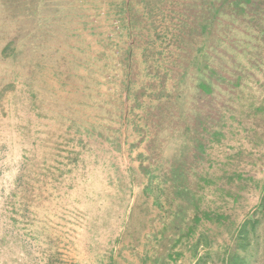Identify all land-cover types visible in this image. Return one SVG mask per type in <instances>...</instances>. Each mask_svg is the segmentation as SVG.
Returning a JSON list of instances; mask_svg holds the SVG:
<instances>
[{"label":"rangeland","instance_id":"rangeland-1","mask_svg":"<svg viewBox=\"0 0 264 264\" xmlns=\"http://www.w3.org/2000/svg\"><path fill=\"white\" fill-rule=\"evenodd\" d=\"M157 1L0 0V264H264V0Z\"/></svg>","mask_w":264,"mask_h":264},{"label":"trees","instance_id":"trees-1","mask_svg":"<svg viewBox=\"0 0 264 264\" xmlns=\"http://www.w3.org/2000/svg\"><path fill=\"white\" fill-rule=\"evenodd\" d=\"M163 0H158V3H162ZM148 8H153L148 5V2H146ZM4 5V4H3ZM200 5V3H199ZM198 2L194 1L193 6L195 7L193 9V14H197V12L200 10L198 9L199 7ZM254 6V0H204L201 4V9L202 7L204 8V14L205 17L200 19L199 21L202 20V23L198 22L199 24H191L189 26L187 24L185 30L180 29L179 33L174 34V41L173 43L182 46L184 42H187L190 37H201L203 39V45H209V41L212 40V36L214 34V28H215V22L220 16H227L232 17L233 21L237 20V17H247L249 14V8ZM190 10V9H189ZM202 10V11H203ZM120 14H129V20L131 21L132 17H134V14H132L131 7L129 4L126 2V0H122V3L119 7ZM190 13H192L190 11ZM128 18L125 16V21L128 23ZM128 25V24H127ZM188 28L190 29L189 32H187ZM182 30V31H181ZM202 51V50H200ZM206 70L209 71V75H217L214 69H210L208 66H206ZM207 75V76H209ZM200 88L204 91L206 94H212L213 90L210 84L207 83H200ZM260 211L262 213V217L264 219V194L262 196V201L260 203ZM257 223V221H256ZM247 225L248 222L245 223L242 227H240L238 231V237H239V248L242 250H246L248 244L246 243V236L248 234L247 231ZM253 225V224H252ZM246 243V244H244Z\"/></svg>","mask_w":264,"mask_h":264},{"label":"crops","instance_id":"crops-1","mask_svg":"<svg viewBox=\"0 0 264 264\" xmlns=\"http://www.w3.org/2000/svg\"><path fill=\"white\" fill-rule=\"evenodd\" d=\"M145 260H148V257L147 256H144L143 257ZM159 263L156 259H153V264H157ZM160 264V263H159ZM178 264H184L183 262L179 261Z\"/></svg>","mask_w":264,"mask_h":264},{"label":"bare ground","instance_id":"bare-ground-1","mask_svg":"<svg viewBox=\"0 0 264 264\" xmlns=\"http://www.w3.org/2000/svg\"><path fill=\"white\" fill-rule=\"evenodd\" d=\"M165 91V90H164Z\"/></svg>","mask_w":264,"mask_h":264}]
</instances>
